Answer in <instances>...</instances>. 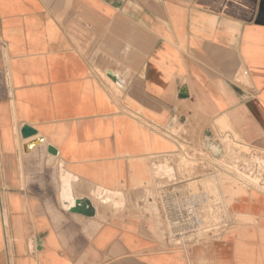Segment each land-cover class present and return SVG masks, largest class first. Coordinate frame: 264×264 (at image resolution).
<instances>
[{
  "label": "crops",
  "instance_id": "1",
  "mask_svg": "<svg viewBox=\"0 0 264 264\" xmlns=\"http://www.w3.org/2000/svg\"><path fill=\"white\" fill-rule=\"evenodd\" d=\"M259 153L264 0H0V264H264ZM173 193L218 231L172 244Z\"/></svg>",
  "mask_w": 264,
  "mask_h": 264
},
{
  "label": "built area",
  "instance_id": "2",
  "mask_svg": "<svg viewBox=\"0 0 264 264\" xmlns=\"http://www.w3.org/2000/svg\"><path fill=\"white\" fill-rule=\"evenodd\" d=\"M161 199L172 241L183 240L184 237L191 235L193 229L201 225V220L197 216L199 204L195 197L173 193L163 194Z\"/></svg>",
  "mask_w": 264,
  "mask_h": 264
},
{
  "label": "rangeland",
  "instance_id": "3",
  "mask_svg": "<svg viewBox=\"0 0 264 264\" xmlns=\"http://www.w3.org/2000/svg\"><path fill=\"white\" fill-rule=\"evenodd\" d=\"M238 148L240 150H242L244 153L250 152L245 147H239L238 146ZM242 163H243L244 167H246V168H250L251 166H254L257 164L258 169H264L263 154L259 153L256 156V158H253V157L243 158ZM225 167H223V169ZM226 170L227 171H233V170L238 171V168L233 167V166H231V167L227 166ZM246 179L251 181L252 183H255V184H258V182L260 180L259 178H256V177H254L252 179H250V178H246ZM212 185H214V180H207V179L205 180V187L212 186ZM182 196H184V195H182ZM163 213H164V211H163ZM201 215H202L201 213L198 214V210H197V216L202 217ZM164 217H165V215H164ZM222 218H223V211H221V210L215 209L213 211L210 209V210L205 211V225L201 224V225L197 226L195 228V230L193 229V232H192L193 234L191 233V235L184 237L183 240H181V241L178 240L179 242L174 240V241H172V244H174V245L180 244L181 246L184 247V246H187L188 244H192L191 239H193L195 237V235H200L202 233L206 234L209 231H213V232L218 231V229L220 228L219 227V225H220L219 221H221ZM210 222H213V223H210ZM167 230H168V234H170L169 225L167 226Z\"/></svg>",
  "mask_w": 264,
  "mask_h": 264
},
{
  "label": "water",
  "instance_id": "4",
  "mask_svg": "<svg viewBox=\"0 0 264 264\" xmlns=\"http://www.w3.org/2000/svg\"><path fill=\"white\" fill-rule=\"evenodd\" d=\"M107 75L113 81L120 82V79L118 76H116L112 73H107ZM21 133H22L23 137H28V136H31L33 134H36V131L29 126H24L21 129ZM41 141H42V138L38 137L35 140L27 143L24 147H25V149H28V148L36 145L37 143H39ZM48 151L52 154H56V150L51 146H48ZM70 211L76 212V213H79V214H82L85 216H93L95 214V209H94L90 199H88L86 197L74 200V205H73V207L70 208Z\"/></svg>",
  "mask_w": 264,
  "mask_h": 264
},
{
  "label": "bare ground",
  "instance_id": "5",
  "mask_svg": "<svg viewBox=\"0 0 264 264\" xmlns=\"http://www.w3.org/2000/svg\"><path fill=\"white\" fill-rule=\"evenodd\" d=\"M113 72V71H112ZM237 106H238V104H237Z\"/></svg>",
  "mask_w": 264,
  "mask_h": 264
}]
</instances>
